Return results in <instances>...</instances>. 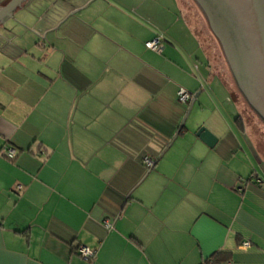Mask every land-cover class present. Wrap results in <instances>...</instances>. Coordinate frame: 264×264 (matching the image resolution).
<instances>
[{"label":"crops","instance_id":"1","mask_svg":"<svg viewBox=\"0 0 264 264\" xmlns=\"http://www.w3.org/2000/svg\"><path fill=\"white\" fill-rule=\"evenodd\" d=\"M13 2L0 0V264H264V160L176 0Z\"/></svg>","mask_w":264,"mask_h":264},{"label":"water","instance_id":"2","mask_svg":"<svg viewBox=\"0 0 264 264\" xmlns=\"http://www.w3.org/2000/svg\"><path fill=\"white\" fill-rule=\"evenodd\" d=\"M19 1L22 0H14L13 4ZM176 2L212 61L209 82L217 76L223 84L264 160V0ZM197 136L209 147L218 140L206 127H201Z\"/></svg>","mask_w":264,"mask_h":264},{"label":"built area","instance_id":"3","mask_svg":"<svg viewBox=\"0 0 264 264\" xmlns=\"http://www.w3.org/2000/svg\"><path fill=\"white\" fill-rule=\"evenodd\" d=\"M147 47L151 50H156V51H160L162 49L159 39L148 42ZM179 99L183 103H188L189 101H191L192 96L187 90L181 89L179 91ZM16 152L17 151L14 148H5L1 151V155L7 157L8 159H14L17 154ZM144 161L148 168H151L154 165V161L148 157L145 158ZM19 189H22V187L20 186ZM107 226H109L108 223ZM241 246L243 249H247L251 247V243L246 241L242 243ZM79 253L81 254V257L86 261L94 259L96 255V251L90 249L87 246H80Z\"/></svg>","mask_w":264,"mask_h":264},{"label":"rangeland","instance_id":"4","mask_svg":"<svg viewBox=\"0 0 264 264\" xmlns=\"http://www.w3.org/2000/svg\"><path fill=\"white\" fill-rule=\"evenodd\" d=\"M210 59V58H209ZM210 61H211V59H210ZM211 63H212V61H211ZM212 66H213V64H212ZM217 79L216 80H214L215 81V84H214V90L216 89V92L217 93H220V94H222V96L224 97V99L227 97V95L229 94L228 92H227V90L225 89V87L223 86V84L220 82V80L218 79V77L217 76H215ZM218 81V82H217ZM210 88V89H209ZM213 88V87H212ZM208 89V91H212V89H211V87H208L207 88ZM228 93V94H227ZM230 96V95H229ZM223 102H226V100H223ZM224 108L226 109V115L228 116L227 118H228V121L231 123V124H233V125H242V126H245V124H244V122H243V120L239 117V115H238V113H237V111H236V109H235V107H234V105L232 104V100H231V96H230V103H225V105H224ZM191 122V120H189V123ZM245 128H246V126H245ZM246 133H247V135H246V141H249V140H251V137H250V135H249V133H248V130H247V128H246Z\"/></svg>","mask_w":264,"mask_h":264},{"label":"trees","instance_id":"5","mask_svg":"<svg viewBox=\"0 0 264 264\" xmlns=\"http://www.w3.org/2000/svg\"><path fill=\"white\" fill-rule=\"evenodd\" d=\"M261 118V117H260ZM145 160V159H144ZM155 162L154 165L151 168H148L147 165L145 164L144 161V166L148 169L151 170L152 168H154L155 166ZM108 221L105 222V225L107 226ZM109 225V223H108ZM109 228V226H107ZM80 248V246H79ZM79 248H78V253H79ZM91 249V248H90ZM93 250V249H92ZM79 255L81 256V254L79 253ZM228 259V256L225 253L222 252H217L215 254H213L210 258H208L203 264H222V262H225ZM93 260V259H92ZM86 261V260H85ZM91 261V260H88Z\"/></svg>","mask_w":264,"mask_h":264}]
</instances>
